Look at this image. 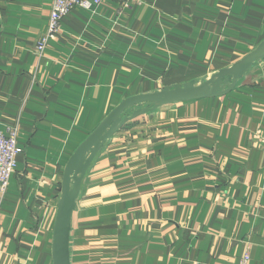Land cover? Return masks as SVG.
I'll return each mask as SVG.
<instances>
[{
	"label": "crops",
	"instance_id": "1",
	"mask_svg": "<svg viewBox=\"0 0 264 264\" xmlns=\"http://www.w3.org/2000/svg\"><path fill=\"white\" fill-rule=\"evenodd\" d=\"M51 3L0 0V130L17 125L21 148L0 264H52L64 167L123 99L197 84L264 41V0H103L38 55ZM120 117L82 176L70 264H264V56L224 93Z\"/></svg>",
	"mask_w": 264,
	"mask_h": 264
},
{
	"label": "water",
	"instance_id": "2",
	"mask_svg": "<svg viewBox=\"0 0 264 264\" xmlns=\"http://www.w3.org/2000/svg\"><path fill=\"white\" fill-rule=\"evenodd\" d=\"M261 56H264V41L231 66L219 69L197 84L190 81L183 85L164 87L151 93L137 94L123 99L113 108L85 140L78 145L64 167L61 193L52 228V264H70L71 213L75 207V199L79 192L82 176L101 143L126 120L120 117L125 108L143 102L157 105L219 95L230 90L236 80ZM144 110H136L134 115Z\"/></svg>",
	"mask_w": 264,
	"mask_h": 264
},
{
	"label": "built area",
	"instance_id": "3",
	"mask_svg": "<svg viewBox=\"0 0 264 264\" xmlns=\"http://www.w3.org/2000/svg\"><path fill=\"white\" fill-rule=\"evenodd\" d=\"M103 0H52L48 15L45 32L35 45V51L41 55L50 40L56 38L61 29V20L67 13L76 6L92 5L97 6ZM89 2V3H88ZM18 126H6L5 130H0V194H4L9 183V179L16 166V157L21 152L17 144ZM250 259L246 251L233 264H248Z\"/></svg>",
	"mask_w": 264,
	"mask_h": 264
}]
</instances>
